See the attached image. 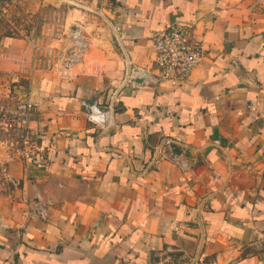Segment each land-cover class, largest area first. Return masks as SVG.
Masks as SVG:
<instances>
[{
	"label": "crops",
	"instance_id": "obj_1",
	"mask_svg": "<svg viewBox=\"0 0 264 264\" xmlns=\"http://www.w3.org/2000/svg\"><path fill=\"white\" fill-rule=\"evenodd\" d=\"M72 1L65 25L88 42L73 76L32 67L23 36L0 41V88L35 105L0 163V264H264V0ZM175 22L202 63L121 88L113 125H92L80 101L105 104L126 59L156 72L154 35ZM254 101L258 120L237 114Z\"/></svg>",
	"mask_w": 264,
	"mask_h": 264
},
{
	"label": "built area",
	"instance_id": "obj_2",
	"mask_svg": "<svg viewBox=\"0 0 264 264\" xmlns=\"http://www.w3.org/2000/svg\"><path fill=\"white\" fill-rule=\"evenodd\" d=\"M71 39L75 40V45L71 55L65 63L58 68L60 77L69 78L82 68L84 55L78 51L84 49L80 43L82 41L81 30L70 32ZM30 49L40 50V46L32 38H26ZM153 48L155 53L156 72H151L133 65L132 61L126 59L123 80L120 85L115 86L109 100L105 104L90 102L82 99L81 107L87 113L88 121L101 129L109 128L114 123L115 105L118 91L129 85L136 84L135 80L140 79L141 85L170 83L179 85L186 81L193 70L198 67L204 59V48L202 43L195 37L192 24L175 22L163 30L157 32L153 38ZM34 104L32 101H18L14 109L10 111L9 118L3 124V129L7 132V137L13 143L25 139L29 132L30 123L34 121ZM239 116H248L256 121L261 117L260 103L257 101L247 104L244 111L237 112ZM176 143L166 140L164 145L173 153L172 149ZM174 154V153H173ZM182 168H187V163L180 162ZM36 212L41 217H46L45 204L40 200L36 204Z\"/></svg>",
	"mask_w": 264,
	"mask_h": 264
},
{
	"label": "rangeland",
	"instance_id": "obj_3",
	"mask_svg": "<svg viewBox=\"0 0 264 264\" xmlns=\"http://www.w3.org/2000/svg\"><path fill=\"white\" fill-rule=\"evenodd\" d=\"M72 5L78 8L77 5L82 4L72 0H0V41L3 37L8 36L34 39L37 44L41 45V51L37 52L35 66L32 54V67L59 77L58 68L71 55L75 45V40L71 39L70 32L81 30L83 38L80 43L84 49L78 51L79 54L82 53L85 57V49L88 46L83 26L65 25L66 19L72 11ZM10 86L12 87V85ZM13 94L12 88L7 91L0 88V163L6 156H10L6 144L13 145L7 137V132L3 129V124L7 121L4 111L14 107L12 104L15 101Z\"/></svg>",
	"mask_w": 264,
	"mask_h": 264
},
{
	"label": "water",
	"instance_id": "obj_4",
	"mask_svg": "<svg viewBox=\"0 0 264 264\" xmlns=\"http://www.w3.org/2000/svg\"><path fill=\"white\" fill-rule=\"evenodd\" d=\"M135 82L136 83H141V80L140 79H136ZM175 148H176V146H173L172 151H173L174 154H178L179 151H178V149H175Z\"/></svg>",
	"mask_w": 264,
	"mask_h": 264
}]
</instances>
